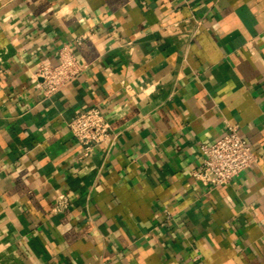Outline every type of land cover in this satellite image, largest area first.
Instances as JSON below:
<instances>
[{
    "label": "crops",
    "instance_id": "crops-1",
    "mask_svg": "<svg viewBox=\"0 0 264 264\" xmlns=\"http://www.w3.org/2000/svg\"><path fill=\"white\" fill-rule=\"evenodd\" d=\"M64 44L83 68L45 95ZM229 124L257 161L205 184ZM0 264H264V0H0Z\"/></svg>",
    "mask_w": 264,
    "mask_h": 264
},
{
    "label": "built area",
    "instance_id": "built-area-1",
    "mask_svg": "<svg viewBox=\"0 0 264 264\" xmlns=\"http://www.w3.org/2000/svg\"><path fill=\"white\" fill-rule=\"evenodd\" d=\"M58 58L56 64L38 62L34 71L35 78H40L44 83L45 95H50L75 78L83 68L70 44H64L58 49ZM67 125L83 145V156L88 155L94 145L109 136V122L97 106H90L74 114ZM202 149V162L192 173L203 183L214 186L229 182L257 161V154L240 135L235 124H229L225 132L214 141L202 144ZM69 205V196L61 192L56 196L53 210L59 212Z\"/></svg>",
    "mask_w": 264,
    "mask_h": 264
}]
</instances>
